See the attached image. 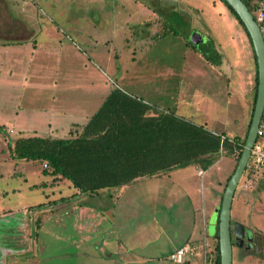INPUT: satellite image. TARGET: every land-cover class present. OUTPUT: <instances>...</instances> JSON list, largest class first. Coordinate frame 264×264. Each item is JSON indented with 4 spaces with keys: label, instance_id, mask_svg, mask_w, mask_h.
<instances>
[{
    "label": "rangeland",
    "instance_id": "rangeland-1",
    "mask_svg": "<svg viewBox=\"0 0 264 264\" xmlns=\"http://www.w3.org/2000/svg\"><path fill=\"white\" fill-rule=\"evenodd\" d=\"M1 2L0 264H114L121 260V203L113 200L117 190L110 198L75 196L68 180L54 178L40 159L11 156L7 143L58 132L62 138L75 136L109 87L123 84L149 100L164 85L167 97L153 98L175 105L185 83L193 87L190 108L195 105V111L191 116L177 105L175 114L226 137L241 135L233 137L240 141L250 119L254 84L244 30L218 0ZM143 4L152 18L142 16L138 22ZM251 15L254 19L255 8ZM160 18L167 21L161 25L163 32L157 24ZM157 29L158 37L152 36ZM193 46L208 59L191 58L201 54ZM217 58L219 63L213 64ZM54 128L56 133L50 131ZM234 157L221 154L200 176L195 165L179 167L168 175V184L190 187L201 180L208 195L216 181L221 194ZM244 176L232 196L230 220L240 222L254 238L264 237V171ZM163 177L151 180V186L136 183L135 193L156 185L160 191ZM178 191L174 188V199L184 205L187 200ZM142 210L149 212L147 206ZM184 213L178 220L175 215L177 230L185 226ZM214 241L194 246L199 264L205 247L211 251ZM259 259L264 264V251ZM232 264H256V258L240 261L233 253Z\"/></svg>",
    "mask_w": 264,
    "mask_h": 264
},
{
    "label": "trees",
    "instance_id": "trees-1",
    "mask_svg": "<svg viewBox=\"0 0 264 264\" xmlns=\"http://www.w3.org/2000/svg\"><path fill=\"white\" fill-rule=\"evenodd\" d=\"M218 1L241 25L252 51L248 34L236 14L223 0ZM242 1L250 13L258 6L249 4L246 0ZM159 22L161 21L157 24L163 32L164 27L161 25L164 23ZM166 27H169V24ZM158 33L157 29L155 37H158ZM193 47L200 50L199 47ZM203 51L200 50V53L208 59ZM217 60L218 58L211 61L218 64ZM252 63L253 107L256 86L254 54ZM140 109L141 105L135 100L128 98L118 89H112L87 120L77 126L79 130L75 136L22 137L7 143L8 149L15 158L42 160L43 167L49 168L50 172L55 174L54 178L68 180L80 194L87 196L105 193L110 198L114 189L132 183L137 177L166 176L171 170L189 164L199 169L200 176L221 154L231 155L234 152L232 168L225 178L228 179L240 154L243 138L240 141L233 137L231 141L226 137L220 140V133L211 132L176 116L172 111L152 118L143 117V109ZM249 121L250 119L246 131ZM246 177L251 176L246 174ZM115 199L114 197L113 200ZM211 239L215 240L214 248L207 251L205 247L203 254H212L211 264H219L216 226L214 235L207 238L208 242H211ZM202 241H193V244L200 245ZM191 246L195 251L194 245ZM188 257L196 258L194 255Z\"/></svg>",
    "mask_w": 264,
    "mask_h": 264
},
{
    "label": "crops",
    "instance_id": "crops-1",
    "mask_svg": "<svg viewBox=\"0 0 264 264\" xmlns=\"http://www.w3.org/2000/svg\"><path fill=\"white\" fill-rule=\"evenodd\" d=\"M167 1L173 2L174 0H167ZM246 1L249 4L256 6L260 2L264 3V0H246ZM1 3L2 2L0 0V4ZM139 8H140L139 9L140 12L138 15V19L136 20L138 22H140V19H143L141 18L142 16L147 15L148 17L149 16L148 12L151 10L144 4L141 5V7L139 6ZM136 9H138V6L136 7ZM149 18H152V14L149 16ZM2 19L7 22L5 18ZM159 20L162 23H167V21L164 18H160ZM155 34H156V30L152 32V36ZM197 55L200 58L203 57L202 54H190L189 56L194 59V56L196 57ZM249 55H251L250 59L251 61H253L252 51L251 54ZM165 73L167 74L168 72ZM190 81L192 82V79H190ZM160 86L161 88L157 87L155 90L157 94L150 95L149 100L145 99L144 97H141L140 95L129 92L128 86L125 87L123 86V84H121V88L112 86L104 91L100 103L102 102L103 98L106 97L112 89H118L121 92H123L128 98L135 100L137 104L141 105L140 110L143 109V115H142L143 117L157 118L160 115L163 116L164 114H168L170 111H172L173 114H175L176 109L173 108L175 107L178 108L177 105H180L178 109L182 110L183 112H187L189 110L191 113L188 114L192 116V114L195 111V105H194V110L190 108L191 107L190 92L194 91L192 86H190L187 83L183 85L184 89L182 90V92L179 93L181 100L177 101L175 105L172 102L165 99L167 96L166 93H164L163 91L166 92V89L164 88L166 86L164 85H160ZM132 87L141 88V85L133 84ZM162 94H164L165 98H162L160 100L153 98V97L161 98ZM100 103L97 105V107L100 105ZM97 107H95L94 111L97 109ZM176 116H179L184 119V117H182V113H177ZM87 118L85 119V121L87 120ZM246 124L247 122L244 123L245 126ZM57 130H58L57 128H54L51 129L50 131L56 133ZM209 131L214 133H219L213 130H209ZM58 133H56L54 136H51L49 138H57L59 136L57 135ZM233 137H241V135L234 134ZM174 170L175 169L171 170L170 172ZM196 170L198 171L199 169L196 168ZM197 171L195 172L196 176H198ZM170 172L168 173V175L170 174ZM168 175H166V177H163L165 178V184L159 186L160 191L156 189V187H158L157 185L156 187H154L153 190H149V191L144 190L139 195H137L134 191V185L136 183L140 181H144L145 184L149 183V185L151 186L152 183L151 180H156L157 178H161L157 176L137 177L136 179H134L132 183L117 188V197L115 201L118 200V202L121 203V260H116L114 264H199V259L192 258L193 256L188 257L189 255L187 254H185V256L183 257V262L181 263L173 262L168 258V254L171 251H173L175 248L190 241L192 242L189 244L194 246L196 245L193 244L194 243L193 241L196 242L202 239L203 241L201 243L208 242L207 238L212 237L214 235L215 226H216L214 213L216 214L217 212L216 209L219 205V197H221L220 189L222 186L220 182L217 183L216 181L211 182L213 184L210 186L207 195L206 185L201 180H198L199 181L197 184L198 187L194 185H191L190 187H186L185 184H181V183L174 182L168 184V180H169ZM74 188L78 193V195L75 196L86 195V194H80L78 189L76 187ZM174 188H178L179 197L181 198L183 195L184 198L187 200V203L181 205L180 203H178L177 199H174L173 196ZM152 191L154 193V196H151L150 194ZM192 193L194 197L192 196ZM103 195H105V193H103ZM92 196L93 195L87 197H89L90 199V197ZM96 198L99 200L98 197ZM68 203L70 202H67L65 204ZM209 204H210V208H209ZM144 206L148 207L149 212H143L142 209ZM84 208L86 209V206H84ZM182 212H185L183 216V218L186 219L185 226L184 227L180 226V230H177L174 226L176 225L174 220L175 215L177 214L178 217L177 220H178L179 214H182ZM208 243L209 245L212 244V242H208Z\"/></svg>",
    "mask_w": 264,
    "mask_h": 264
},
{
    "label": "water",
    "instance_id": "water-1",
    "mask_svg": "<svg viewBox=\"0 0 264 264\" xmlns=\"http://www.w3.org/2000/svg\"><path fill=\"white\" fill-rule=\"evenodd\" d=\"M236 14L246 30L256 63V86L250 121L233 171L226 180L215 215L219 264H232L230 242V206L237 183L245 170L249 148L255 139L257 124L264 108V46L251 13L242 0H223ZM234 235L241 236L243 225L232 223Z\"/></svg>",
    "mask_w": 264,
    "mask_h": 264
},
{
    "label": "built area",
    "instance_id": "built-area-1",
    "mask_svg": "<svg viewBox=\"0 0 264 264\" xmlns=\"http://www.w3.org/2000/svg\"><path fill=\"white\" fill-rule=\"evenodd\" d=\"M254 22L258 27V30L261 35L262 43L264 46V3L262 2H260L258 6L255 8ZM219 136H220V140H223V138L226 137L223 134H220ZM226 138H228L229 141L232 140L231 137H226ZM263 171H264V108L260 116L259 122L257 124L255 139L253 140L249 148L248 160L243 173L244 175L250 174V176H253L254 173L258 174ZM197 173H199V170L197 171ZM193 249L194 248L190 244L185 243L175 248L173 251H171L168 254V258L174 262H181L185 254L189 256L196 254ZM206 257L207 256L203 254L202 264H211L210 258L207 257L206 259Z\"/></svg>",
    "mask_w": 264,
    "mask_h": 264
},
{
    "label": "flooded vegetation",
    "instance_id": "flooded-vegetation-1",
    "mask_svg": "<svg viewBox=\"0 0 264 264\" xmlns=\"http://www.w3.org/2000/svg\"><path fill=\"white\" fill-rule=\"evenodd\" d=\"M233 222L234 221L230 220V242L232 256L234 253L240 261L249 256H253L256 258V264H259L261 261L259 258L263 255L264 251V237L254 238L250 234L249 230L244 226L241 236H238V234L234 235L232 226Z\"/></svg>",
    "mask_w": 264,
    "mask_h": 264
},
{
    "label": "clouds",
    "instance_id": "clouds-1",
    "mask_svg": "<svg viewBox=\"0 0 264 264\" xmlns=\"http://www.w3.org/2000/svg\"><path fill=\"white\" fill-rule=\"evenodd\" d=\"M244 172V171H243ZM243 174V173H242Z\"/></svg>",
    "mask_w": 264,
    "mask_h": 264
}]
</instances>
